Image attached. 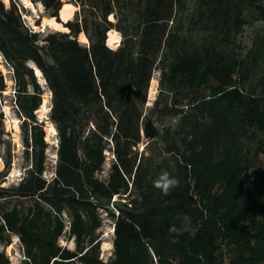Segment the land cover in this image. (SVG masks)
<instances>
[{
  "label": "trees",
  "instance_id": "1",
  "mask_svg": "<svg viewBox=\"0 0 264 264\" xmlns=\"http://www.w3.org/2000/svg\"><path fill=\"white\" fill-rule=\"evenodd\" d=\"M9 1L0 0V54L18 88L31 167L17 185L0 187V243L18 237L23 264H264V167L250 187L245 178L264 153V36L244 56L235 48L255 14L264 23L259 0H194V24L210 35L197 43L178 28L167 31L175 4L185 0H139V22L116 50L106 45L115 27L108 16L119 21L126 0H74L80 12L65 23L69 33H49L44 45L23 24L20 1ZM31 1L60 23L62 0ZM87 8L95 14L92 35L82 17ZM81 33L90 47L79 42ZM30 62L54 95L59 145L51 179L43 176L48 144L35 116L42 92ZM156 64L159 93L145 112ZM166 118H177L176 125L160 126ZM141 132L148 142L139 157ZM109 141L115 162L100 180ZM162 171L179 180L168 195L153 184ZM117 197L125 202L112 212ZM101 209L114 221L107 262ZM66 232L75 249L59 244ZM0 264H10L5 252Z\"/></svg>",
  "mask_w": 264,
  "mask_h": 264
},
{
  "label": "rangeland",
  "instance_id": "2",
  "mask_svg": "<svg viewBox=\"0 0 264 264\" xmlns=\"http://www.w3.org/2000/svg\"><path fill=\"white\" fill-rule=\"evenodd\" d=\"M6 6L10 5L9 2H5ZM21 4V17L23 24L34 32L39 33V43L44 45L43 41L45 37L52 32H67L64 28L65 24L59 23L61 26L59 28L52 25V21L48 17V14L45 12V8L37 6L35 7V3L31 0H19ZM27 1L33 3V5H27ZM64 2V7H68L67 11H60V16L63 21L67 22L69 20H75L78 18L76 15L77 12H80V7L77 6L74 0H62ZM183 6L179 7L175 4L174 7V17L171 21H169L166 25L168 32H173L177 28L181 35L186 36L190 42H200L204 38H208L210 35L204 33V29L201 27V24H194V0H185ZM259 3L264 7V0H259ZM63 7V8H64ZM143 5L139 0H126L125 5H120L117 8V16L119 21L115 19V17L111 14L108 16V20L114 23V28L111 30L119 33L120 42L116 47L110 46V31L107 33V41L106 45L111 49L116 50L123 43L126 34H133L134 29L138 24V10H141ZM128 12L129 19H126V15ZM249 14V11H246ZM94 11L90 8L82 10V17H87L89 21L90 33L93 34V29L91 26V22H94ZM252 21L249 24L243 26V29L239 32L235 39V48L237 50V54L239 56H244L253 46L255 38L262 34L264 36V23L259 18L258 14L251 19ZM54 22H57L56 19H53ZM49 22V23H48ZM61 22V20H60ZM40 25H37V24ZM58 23V22H57ZM123 30V31H121ZM82 34V33H81ZM81 34L78 36L79 42L86 47H90V41L88 36V41L83 43ZM167 48L165 45H162L160 57L163 54H166ZM5 70L10 72L9 74L5 73ZM36 77L37 81L40 85L42 92V104L44 103V99L47 98L48 103L47 107L49 112L46 113L43 117H41L40 113L35 112V116L37 121L40 124L44 125V129L46 132L45 142L48 144L46 149V164H45V172L43 174L44 178L51 179L55 175V169L57 165V150L59 145V136L58 131L56 129L54 121L51 119V109L53 106V92L51 91L49 85L46 80L43 78L45 85H42L40 80L38 79L37 72ZM161 77L160 65L156 64L153 73L150 88L148 91L147 101L145 103L144 110L145 112L151 108L153 105L158 93H159V81ZM153 80H156V94L154 96L151 95V87ZM4 84L5 90H1V84ZM17 85L14 81V75L12 68L5 62L4 58L0 54V134L2 137V142L0 144V158L3 161V166L0 167V179L3 177L4 182L0 185V187H12L20 183V181L26 176L27 170L31 167L30 162L27 159V150L23 142V133L21 126L24 121V117L20 113V110L16 104V96H17ZM29 92L33 93V87L29 86ZM41 107V106H40ZM177 118H166L161 123L167 127L175 126L177 122ZM16 122V123H15ZM16 124L19 126V130L16 129ZM49 124L51 127H49ZM92 128L91 124L89 125ZM148 140L145 138L144 133L141 132V139L138 144L134 147V151L138 153L140 157L143 151L144 146L147 144ZM105 154V163L103 165L102 171L98 172L96 175L100 180H107L111 171V167L115 162V153H114V144L109 141L107 144V148L104 152ZM264 167V153L260 154L259 160L255 163V166L252 170L245 176L247 186H251V179L255 172ZM15 170V171H14ZM14 200L13 203H15ZM24 205H28V201H23ZM125 202L122 198H115L112 200V203L109 205V210L112 212L116 211V206L120 205V203ZM99 214L102 219V227L99 229L98 234L100 236L102 246H101V258L104 262L109 261V259L113 256V248L109 249V245L113 246L114 235H111V229L114 226V221L111 215L106 212L104 209L99 211ZM68 222V217L65 215L64 217ZM59 244L63 247H67L69 249H75V243L73 238L69 237L68 232L63 234V236L59 240ZM0 252H5L7 257L9 258L10 264H23V260L25 259L23 246L20 242L16 241L15 236H12L11 244L9 246H5L0 243Z\"/></svg>",
  "mask_w": 264,
  "mask_h": 264
},
{
  "label": "bare ground",
  "instance_id": "3",
  "mask_svg": "<svg viewBox=\"0 0 264 264\" xmlns=\"http://www.w3.org/2000/svg\"><path fill=\"white\" fill-rule=\"evenodd\" d=\"M6 2H9V0H6ZM27 5H31L32 6L33 3L27 1ZM37 6L43 8V5L40 2L35 3V7L36 8H37ZM67 8L68 7H64L63 10H62V12H64V11L66 12L67 11ZM50 20L52 21V25H54L55 27L59 28L61 26L59 23L54 22L53 19H50ZM118 35H119V33H117L116 31H114V30H111L110 31V34H109V36H110L109 45L110 46L116 47L118 45V43L120 42V37ZM80 38L82 39L83 43H86L88 41L87 37L83 33L81 34V37ZM29 64H30V66H32V67L35 68V72H37L38 79L40 80V82L42 83V85H45V82L43 80V75L41 74L40 70L34 65L33 62H30ZM5 73L6 74H9L10 72H8L7 70H5ZM155 94H156V80H153L152 87H151V95L154 96ZM47 103H48V100H47V98H45L44 99V103L41 104L40 109L37 111L38 113H40L41 117H43L46 113L49 112L48 107H47ZM15 127H16V129L18 131L19 130V126L16 124ZM49 127H51L50 124H49ZM56 146H58V144ZM55 158H57V156H55ZM2 166H3V161L0 158V167H2ZM110 234L111 235H114V228L111 229ZM15 239H16V241L20 242L18 237L15 236ZM112 248H113V246H112V244H110L109 245V249H112Z\"/></svg>",
  "mask_w": 264,
  "mask_h": 264
},
{
  "label": "clouds",
  "instance_id": "4",
  "mask_svg": "<svg viewBox=\"0 0 264 264\" xmlns=\"http://www.w3.org/2000/svg\"><path fill=\"white\" fill-rule=\"evenodd\" d=\"M154 187L161 190L164 195H168L170 191L179 186V180L171 176L167 171H162L153 181ZM188 221V217H184Z\"/></svg>",
  "mask_w": 264,
  "mask_h": 264
},
{
  "label": "water",
  "instance_id": "5",
  "mask_svg": "<svg viewBox=\"0 0 264 264\" xmlns=\"http://www.w3.org/2000/svg\"><path fill=\"white\" fill-rule=\"evenodd\" d=\"M57 20V19H56ZM60 20H61V22L60 23H62L63 25L66 23L65 21H63V19L61 18V16H60ZM67 33H69V32H67ZM30 67H32V66H30ZM34 70H35V68L34 67H32ZM41 72V71H40ZM42 74V73H41ZM44 78V77H43Z\"/></svg>",
  "mask_w": 264,
  "mask_h": 264
},
{
  "label": "snow or ice",
  "instance_id": "6",
  "mask_svg": "<svg viewBox=\"0 0 264 264\" xmlns=\"http://www.w3.org/2000/svg\"><path fill=\"white\" fill-rule=\"evenodd\" d=\"M5 2H6V0H5Z\"/></svg>",
  "mask_w": 264,
  "mask_h": 264
}]
</instances>
